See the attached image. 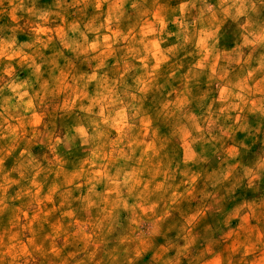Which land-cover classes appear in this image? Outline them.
Returning <instances> with one entry per match:
<instances>
[{
    "label": "clouds",
    "instance_id": "clouds-1",
    "mask_svg": "<svg viewBox=\"0 0 264 264\" xmlns=\"http://www.w3.org/2000/svg\"><path fill=\"white\" fill-rule=\"evenodd\" d=\"M0 264H264V0H0Z\"/></svg>",
    "mask_w": 264,
    "mask_h": 264
}]
</instances>
